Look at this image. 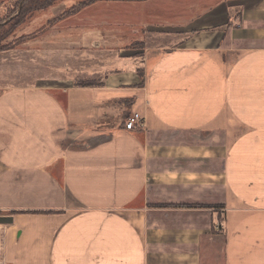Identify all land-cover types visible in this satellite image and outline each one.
I'll list each match as a JSON object with an SVG mask.
<instances>
[{"label": "crops", "instance_id": "1", "mask_svg": "<svg viewBox=\"0 0 264 264\" xmlns=\"http://www.w3.org/2000/svg\"><path fill=\"white\" fill-rule=\"evenodd\" d=\"M168 1L100 85L3 65L0 264H264V0Z\"/></svg>", "mask_w": 264, "mask_h": 264}, {"label": "rangeland", "instance_id": "2", "mask_svg": "<svg viewBox=\"0 0 264 264\" xmlns=\"http://www.w3.org/2000/svg\"><path fill=\"white\" fill-rule=\"evenodd\" d=\"M83 1L0 0V49L14 52L0 51V78L5 63L18 65L30 55L44 71L73 75L75 84H100L105 68L117 57L139 56L146 41L156 46L166 42L161 35L148 40L146 23L172 17L169 1L166 8H138L123 0L79 7Z\"/></svg>", "mask_w": 264, "mask_h": 264}, {"label": "built area", "instance_id": "3", "mask_svg": "<svg viewBox=\"0 0 264 264\" xmlns=\"http://www.w3.org/2000/svg\"><path fill=\"white\" fill-rule=\"evenodd\" d=\"M124 125L126 129H132L135 126H142L143 118L139 113L135 112L126 118Z\"/></svg>", "mask_w": 264, "mask_h": 264}, {"label": "trees", "instance_id": "4", "mask_svg": "<svg viewBox=\"0 0 264 264\" xmlns=\"http://www.w3.org/2000/svg\"><path fill=\"white\" fill-rule=\"evenodd\" d=\"M96 1H99V0H84L80 5L79 7H85L87 5H90ZM123 1H144V0H123ZM5 50V48H1L0 51H3ZM78 86H94V85H100V84H94V83H78L76 84Z\"/></svg>", "mask_w": 264, "mask_h": 264}, {"label": "water", "instance_id": "5", "mask_svg": "<svg viewBox=\"0 0 264 264\" xmlns=\"http://www.w3.org/2000/svg\"><path fill=\"white\" fill-rule=\"evenodd\" d=\"M6 221H7L6 218L0 217V222H6Z\"/></svg>", "mask_w": 264, "mask_h": 264}]
</instances>
